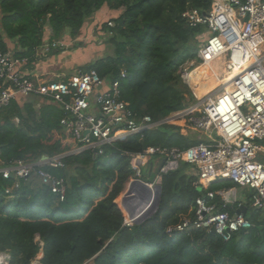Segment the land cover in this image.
I'll use <instances>...</instances> for the list:
<instances>
[{
  "label": "trees",
  "instance_id": "1",
  "mask_svg": "<svg viewBox=\"0 0 264 264\" xmlns=\"http://www.w3.org/2000/svg\"><path fill=\"white\" fill-rule=\"evenodd\" d=\"M211 4L212 0H0V49L7 50L3 32L20 49L16 55L33 63L45 40L52 44L66 34L75 40L105 6L124 10L111 20L115 27L108 22L101 27L111 35L113 55L83 71L120 80L121 100L128 108L159 121L195 102L183 92L190 89L180 67L196 59V38L204 29L189 28L183 14L189 8L209 11ZM62 48L51 47V55ZM122 70L127 73L123 79ZM28 98L0 109V169L14 161L34 164L63 156L64 168L42 169L65 180L67 196L60 202L47 186H36L37 177L4 179L0 174V252L11 255V264H264V219L257 212L251 220L255 228L235 234L230 242L203 231L176 230L195 217V201L207 192L216 193L214 201L222 211L234 214L239 204L225 206L223 199L225 190L235 195L239 186L226 181L196 187L197 178L186 163L162 175L158 211L140 224L125 225L122 198L135 176L130 155L149 147L185 150L196 143L194 135L163 125L143 138L107 147L104 157L95 159L89 151L69 154L79 145L62 126L65 113L50 100L36 108ZM252 196L251 192L248 199Z\"/></svg>",
  "mask_w": 264,
  "mask_h": 264
},
{
  "label": "built area",
  "instance_id": "2",
  "mask_svg": "<svg viewBox=\"0 0 264 264\" xmlns=\"http://www.w3.org/2000/svg\"><path fill=\"white\" fill-rule=\"evenodd\" d=\"M183 18L189 28L204 31L197 39L200 45L196 59L180 69L183 82L195 98V102L182 111L159 121L149 115L136 114L121 100L120 80L108 81L98 73H82L67 80L63 77L61 81L46 79L47 72L37 67L51 47L64 46L59 41L38 49L33 63L29 58L17 56L13 50L0 49V109L21 98L50 100L65 113L62 126L72 133L79 145L69 154L89 151L95 159L104 157L107 147L133 137L143 138L146 132L163 125L179 126L178 123L183 122L181 133L194 135L196 143L185 150L149 147L143 153L130 155L135 173L132 182L141 180V166L150 157H159L155 164L166 160L153 183L143 181L151 188L170 164L186 163L193 167L192 175L203 187L228 181L239 188L252 189V208L264 219V0H212L209 11L189 8ZM108 25L115 27L113 21H108ZM199 65L209 68L217 84V89L211 87L202 96L191 81ZM224 73L232 76L220 81ZM126 76V71L122 70L121 78ZM202 81L207 84L210 80L204 76ZM198 135L205 136L207 141ZM62 157L34 164L14 161L0 169V174L4 179L35 176L64 202L66 182L42 169L47 165L64 168ZM151 167L153 173L152 163ZM195 186L202 188L199 181ZM230 191L233 190L223 192L225 206L230 204L226 200ZM215 197L213 192L199 197L195 201V217L185 219L176 230L203 231L230 242L235 234L248 233L255 228L247 215L237 213L244 206L242 203L239 202L232 214L222 211ZM134 224L129 216L125 218L126 226ZM11 260L9 253L0 252V264H11Z\"/></svg>",
  "mask_w": 264,
  "mask_h": 264
},
{
  "label": "rangeland",
  "instance_id": "3",
  "mask_svg": "<svg viewBox=\"0 0 264 264\" xmlns=\"http://www.w3.org/2000/svg\"><path fill=\"white\" fill-rule=\"evenodd\" d=\"M123 12L124 10L113 11L110 10L108 6H105L93 18L88 20V22L84 25L77 39L73 40L69 38L68 34L64 35L65 38H62L59 41L64 44L62 48L63 50L57 52V54L55 55H51V51H50L45 56V58L41 60L39 67H37V69L41 70V72L43 73L47 72L48 75H46L47 76L46 79L61 81L63 77L67 79L78 77L80 74L84 73L83 68L86 67L87 65L97 60L112 56L114 53V48L109 43V38L111 37V35L104 34L101 31V27L108 21L116 19L119 16H121ZM0 16H1V12H0ZM48 31L49 29L47 28L46 32ZM197 39L198 38H196V40ZM45 42L46 44H48L47 40H45ZM198 48H199V44H198ZM189 49H193L192 46H189ZM192 62L193 61L191 60L187 61L183 65V67H188ZM199 67L201 66L199 65L196 68ZM212 87L216 88L217 84L213 85ZM183 92L184 94H186L187 98L191 100V102L194 101V97L192 96L190 91L183 89ZM27 100L28 101L26 102L33 101L36 108H39L38 107L39 105L44 104L43 101L37 100L35 98H28ZM178 125L179 126L177 127H179L181 130L183 126V122H179ZM198 138L207 141L206 137L203 135H198ZM158 158L159 157L157 156L150 157L149 160H146L142 164L141 166L142 176L140 177L142 181L153 183V181L158 177L157 175L159 173L157 172L158 169L157 167L159 166V163L155 164ZM151 163L153 164V173H151L152 171ZM190 167H191L190 168L191 171L193 167L192 166ZM190 174H192V172H190ZM197 181L200 182L201 187L203 188V183L199 179H197ZM36 186H41V182L38 179L36 182ZM127 188L128 186L126 187V190ZM251 192L253 193V190L249 188H238L235 193L236 202H240L249 208L247 218L250 220H252V217L254 216V212H255L254 209L252 208L251 198L248 199V197L251 195Z\"/></svg>",
  "mask_w": 264,
  "mask_h": 264
},
{
  "label": "water",
  "instance_id": "4",
  "mask_svg": "<svg viewBox=\"0 0 264 264\" xmlns=\"http://www.w3.org/2000/svg\"><path fill=\"white\" fill-rule=\"evenodd\" d=\"M166 163V160H161L157 172L161 173ZM179 163L170 164L164 173L177 170ZM226 182V181H220ZM162 194V179H159L154 188H150L143 181L135 180L130 183L127 192L122 198V207L128 214L129 218L135 221V224H140L144 220L151 218L159 209ZM226 200L230 206L235 201L234 191H230L226 195ZM238 214H247V208L243 206L241 210H238ZM246 234L245 231L241 232V235Z\"/></svg>",
  "mask_w": 264,
  "mask_h": 264
},
{
  "label": "bare ground",
  "instance_id": "5",
  "mask_svg": "<svg viewBox=\"0 0 264 264\" xmlns=\"http://www.w3.org/2000/svg\"><path fill=\"white\" fill-rule=\"evenodd\" d=\"M219 62H220V60H219ZM204 76L210 80L209 82L207 81L208 86L205 82L202 81ZM231 76H232V74L224 73L223 76L220 77L219 80L221 81V80H223V78L227 79ZM227 80H229V79H227ZM191 81L193 83V87L196 90H198V92L200 93L201 96H202V94L208 92L213 85H216V81L212 77V72L209 71V68H205V67H200V68L196 69L191 75ZM127 216L128 215L126 214V217Z\"/></svg>",
  "mask_w": 264,
  "mask_h": 264
},
{
  "label": "clouds",
  "instance_id": "6",
  "mask_svg": "<svg viewBox=\"0 0 264 264\" xmlns=\"http://www.w3.org/2000/svg\"><path fill=\"white\" fill-rule=\"evenodd\" d=\"M111 21V20H110ZM14 46H15V48H14V52L17 54V52L20 50L19 48H17V45L15 44V43H13V42H11ZM7 45V44H6ZM9 50V48H8V46H7V51ZM192 61V60H191ZM181 67H183V65L181 66ZM181 67H180V69H181ZM171 115V114H170ZM168 117V116H167ZM173 126H175V125H173ZM182 130V129H181ZM182 134V133H181ZM183 135V134H182ZM185 136V135H184ZM67 155H69V154H67ZM66 156V155H65ZM47 158H44V159H42V160H46ZM49 159V158H48ZM41 161V160H40ZM161 162V161H160ZM160 164V163H159ZM179 165H180V163H179ZM158 168V167H157ZM160 174V173H159ZM164 174H166V173H164ZM33 177H35V176H33ZM162 179V178H161ZM39 181L41 182V185H43V183H42V181L39 179ZM65 181V180H64ZM140 181H142V180H140ZM146 184V183H145ZM130 185V184H129ZM129 185H128V187H129ZM45 186V185H44ZM49 188V187H48ZM151 188V187H150ZM154 188V187H153ZM50 189V188H49ZM127 190H128V188H127ZM127 190H125V193L127 192ZM124 193V194H125ZM61 202V201H60ZM127 214V213H126ZM128 215V214H127ZM11 256V255H10ZM90 263V262H89Z\"/></svg>",
  "mask_w": 264,
  "mask_h": 264
},
{
  "label": "crops",
  "instance_id": "7",
  "mask_svg": "<svg viewBox=\"0 0 264 264\" xmlns=\"http://www.w3.org/2000/svg\"><path fill=\"white\" fill-rule=\"evenodd\" d=\"M2 34H3V39L5 40V42H6L7 46H8V48H9V50H14L15 46H14L13 44H10L11 41L8 40V38L5 36V34H4L3 32H2ZM183 133H184V132H183ZM234 198H235V195H234ZM234 202H236V199H235ZM237 203H239V202H236V204H237ZM226 205H227V204H226ZM229 207H232V206L229 205Z\"/></svg>",
  "mask_w": 264,
  "mask_h": 264
}]
</instances>
